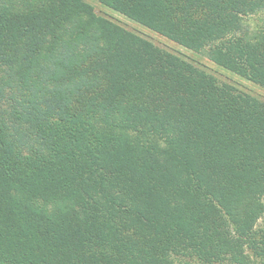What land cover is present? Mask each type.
<instances>
[{"label":"trees","instance_id":"1","mask_svg":"<svg viewBox=\"0 0 264 264\" xmlns=\"http://www.w3.org/2000/svg\"><path fill=\"white\" fill-rule=\"evenodd\" d=\"M264 89V0H98ZM264 102L97 15L0 0V264H264Z\"/></svg>","mask_w":264,"mask_h":264},{"label":"rangeland","instance_id":"2","mask_svg":"<svg viewBox=\"0 0 264 264\" xmlns=\"http://www.w3.org/2000/svg\"><path fill=\"white\" fill-rule=\"evenodd\" d=\"M86 3L93 7L94 12L104 17L117 25L123 27L124 29L135 33L136 35L148 40L155 46L173 53L182 59L192 63L198 68L204 70L208 74L212 75L217 79L219 83H226L235 87L238 91L246 93L250 96L257 98L258 100L264 102V89L258 85L232 73L221 67H218L213 62H211L204 53H196L188 50L177 43L167 39L166 37L149 30L148 28L135 23L125 16L107 8L99 3L98 0H84ZM264 203V196L262 197ZM256 229L264 234V213L259 218Z\"/></svg>","mask_w":264,"mask_h":264}]
</instances>
